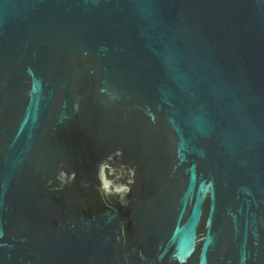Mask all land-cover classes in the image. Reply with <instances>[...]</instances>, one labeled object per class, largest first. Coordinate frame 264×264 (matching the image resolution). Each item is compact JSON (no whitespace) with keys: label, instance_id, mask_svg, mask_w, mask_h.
I'll return each instance as SVG.
<instances>
[{"label":"water","instance_id":"obj_1","mask_svg":"<svg viewBox=\"0 0 264 264\" xmlns=\"http://www.w3.org/2000/svg\"><path fill=\"white\" fill-rule=\"evenodd\" d=\"M0 264H264V0H0Z\"/></svg>","mask_w":264,"mask_h":264},{"label":"clouds","instance_id":"obj_2","mask_svg":"<svg viewBox=\"0 0 264 264\" xmlns=\"http://www.w3.org/2000/svg\"><path fill=\"white\" fill-rule=\"evenodd\" d=\"M110 170V171H106ZM111 174L113 176H116V169L104 164L101 167V192L103 195H112V194H120L122 197L126 195L127 193L131 192V185L134 183V180L132 177L135 176V170L132 168H127V175L129 177L127 183H116L114 180H110L108 178V175ZM75 173H73V176ZM124 175L123 169L121 170V173L119 176H116V180H119ZM63 179V176L60 177Z\"/></svg>","mask_w":264,"mask_h":264}]
</instances>
